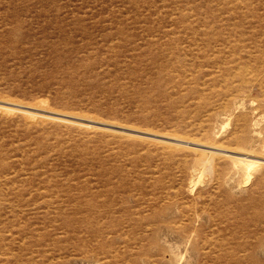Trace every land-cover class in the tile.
I'll list each match as a JSON object with an SVG mask.
<instances>
[{
    "label": "rangeland",
    "instance_id": "rangeland-1",
    "mask_svg": "<svg viewBox=\"0 0 264 264\" xmlns=\"http://www.w3.org/2000/svg\"><path fill=\"white\" fill-rule=\"evenodd\" d=\"M0 264H264V0H0Z\"/></svg>",
    "mask_w": 264,
    "mask_h": 264
}]
</instances>
